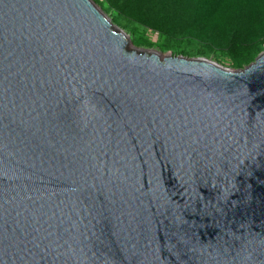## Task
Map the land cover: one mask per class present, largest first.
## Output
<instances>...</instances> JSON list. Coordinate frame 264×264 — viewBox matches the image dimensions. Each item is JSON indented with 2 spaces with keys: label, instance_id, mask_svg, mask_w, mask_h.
<instances>
[{
  "label": "water",
  "instance_id": "water-1",
  "mask_svg": "<svg viewBox=\"0 0 264 264\" xmlns=\"http://www.w3.org/2000/svg\"><path fill=\"white\" fill-rule=\"evenodd\" d=\"M0 264H264V51L233 70L93 0H0Z\"/></svg>",
  "mask_w": 264,
  "mask_h": 264
},
{
  "label": "trees",
  "instance_id": "trees-1",
  "mask_svg": "<svg viewBox=\"0 0 264 264\" xmlns=\"http://www.w3.org/2000/svg\"><path fill=\"white\" fill-rule=\"evenodd\" d=\"M134 46L233 70L264 51V0H93ZM148 33L157 36L153 43Z\"/></svg>",
  "mask_w": 264,
  "mask_h": 264
},
{
  "label": "rangeland",
  "instance_id": "rangeland-1",
  "mask_svg": "<svg viewBox=\"0 0 264 264\" xmlns=\"http://www.w3.org/2000/svg\"><path fill=\"white\" fill-rule=\"evenodd\" d=\"M109 18H110V16L109 15H107ZM112 21V20H111ZM117 26V25H116ZM120 28V27H119ZM124 31V30H123ZM125 33H127L126 31H124ZM128 35H129V37H130V39H131V36H130V34L129 33H127ZM148 35V38L150 39V41L151 42H153V43H156L157 42V36H155V35H153V34H151V33H148L147 34ZM147 49H152V50H156V51H159L157 48H147ZM171 53V52H170ZM164 54H166V53H164ZM172 54V53H171ZM211 59V58H210ZM220 65V64H219ZM221 66H223V65H221ZM223 67H226V68H228L226 65L225 66H223ZM230 69V68H229Z\"/></svg>",
  "mask_w": 264,
  "mask_h": 264
}]
</instances>
